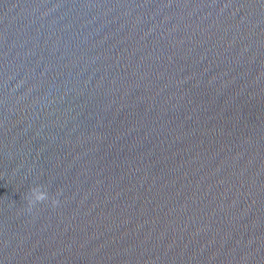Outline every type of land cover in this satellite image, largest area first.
I'll use <instances>...</instances> for the list:
<instances>
[{
	"label": "water",
	"instance_id": "water-1",
	"mask_svg": "<svg viewBox=\"0 0 264 264\" xmlns=\"http://www.w3.org/2000/svg\"><path fill=\"white\" fill-rule=\"evenodd\" d=\"M0 264H264V0H0Z\"/></svg>",
	"mask_w": 264,
	"mask_h": 264
},
{
	"label": "clouds",
	"instance_id": "clouds-1",
	"mask_svg": "<svg viewBox=\"0 0 264 264\" xmlns=\"http://www.w3.org/2000/svg\"><path fill=\"white\" fill-rule=\"evenodd\" d=\"M29 204L34 205L37 202H43L48 199V193L45 190H42L41 187H34L30 190L29 194Z\"/></svg>",
	"mask_w": 264,
	"mask_h": 264
}]
</instances>
